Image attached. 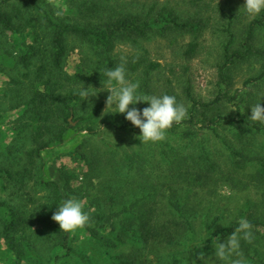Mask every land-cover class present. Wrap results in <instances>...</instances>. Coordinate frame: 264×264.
<instances>
[{
  "label": "rangeland",
  "instance_id": "374dc122",
  "mask_svg": "<svg viewBox=\"0 0 264 264\" xmlns=\"http://www.w3.org/2000/svg\"><path fill=\"white\" fill-rule=\"evenodd\" d=\"M222 3L230 14L239 16L233 31L240 42L245 26L252 19L244 11V0H222ZM0 6L16 12L20 1L0 0ZM178 6L181 7L180 4ZM17 21L21 26L22 21ZM191 39L188 33H178L169 38L151 34L149 38L137 41H119L109 55L113 66L124 59L129 78L138 80L145 94L167 92L186 106L190 105L185 95L188 88L200 102L209 103L220 96L212 110L205 111L214 112V117L221 113L232 118L238 112L243 117L250 116L251 107L259 100L264 107V79L247 82L260 74L264 59L252 57L236 64L228 80L230 85L223 83L220 93L218 70L222 63L224 34L218 29L208 28L197 39L200 46L196 54L185 57L182 51ZM67 41L69 48L64 71L75 76L70 80L71 87L76 91L81 85L102 89L106 61L87 40L70 36ZM255 42L264 46V29L257 30ZM9 49L16 53L0 28V52ZM149 60L167 67L160 71L139 64ZM172 60L175 61L176 75L170 72L168 62ZM21 68L14 61L0 57V164L23 168L26 176L24 182L18 183L6 182V177L0 179V201H7L9 206L27 216L26 225L14 235L22 248L20 264H116L118 260H128L129 257L137 258L136 264H185L184 240L175 244L153 241L146 245L127 241L119 246H113L112 241L108 246L111 240L108 237L109 226L100 230L101 242L92 238L84 228L71 233V252H66L61 240L63 230L52 215L57 205L68 197L81 199L90 216L108 213L110 197H113L116 210L137 199L142 200L141 207L150 205V200L179 199L189 210L187 217L194 228L195 242L206 244L200 252L198 264H221L215 257L213 244L217 237L223 242L227 238L223 235L224 229L245 214L252 225L253 235L250 242L241 241V253L248 264H264V229L248 218L252 212L248 209L249 201L259 203L262 188L247 177L249 172L246 168L235 171L234 165L228 162V150L222 147L214 131L181 123L168 130L165 140L141 143L139 128L125 119L123 113L105 112L109 95L106 89L94 96L80 97L69 116L70 123L56 125L61 132L50 134L56 137L62 133L70 138L56 144L46 155L53 177L60 180L62 186L68 184L69 189L62 187L58 193L34 184V173L25 172L24 166L29 151L34 147L29 131L23 128L26 117L22 112L27 111L24 106L17 105L21 94L19 85L10 81L20 78ZM77 70L80 71L76 75ZM133 106L142 109L148 106V102L130 105ZM110 122L124 125L115 127ZM258 124L264 128V123ZM89 128L96 132L90 133ZM216 129L220 137L232 140L236 137L235 129L225 121L217 124ZM246 134L251 146L262 151L264 135L254 137L249 131ZM52 139L59 142V138ZM17 178L20 176L15 175ZM160 205L163 211L172 209L166 203ZM256 208L261 212L264 210L262 204ZM5 216L0 211V264H16V253L3 232ZM205 234L209 236L204 239Z\"/></svg>",
  "mask_w": 264,
  "mask_h": 264
},
{
  "label": "trees",
  "instance_id": "16d2710c",
  "mask_svg": "<svg viewBox=\"0 0 264 264\" xmlns=\"http://www.w3.org/2000/svg\"><path fill=\"white\" fill-rule=\"evenodd\" d=\"M20 6L16 12L4 10L0 6V28L7 36L16 53L12 49L0 52L9 61L20 65L21 73L18 80H10L19 85L21 89L18 106H24L22 112L26 117V126L34 144L28 153L25 172L34 173V184L42 188H50L53 191H61L62 187H68L60 180L55 179L49 169L46 155L51 152L56 144L66 141L67 136L50 134L61 132L62 123H70L69 116L73 114L74 106L79 101L78 91L71 87L70 80L74 75L64 71L68 55V37L79 36L87 40L95 51L106 61L105 66H113V60L109 55L119 41H137L139 38H149L151 34H158L169 38L178 33H188L192 39L186 44L182 54L192 57L199 49L197 39L208 28L219 30L225 36L221 48V61L218 70L219 91H223V83L230 85L232 68L252 57L264 59V46H258L255 42L256 32L264 29V14L252 18L245 26L240 42L236 39L233 27L239 17L230 14L222 3V0H19ZM178 4L181 5L178 6ZM61 14L58 15L57 12ZM22 23L18 24V20ZM147 69H161L162 63L154 61H140ZM170 72L176 75L175 61L168 62ZM160 70V71H161ZM80 70H77L76 75ZM86 75V73H85ZM86 76H83L85 78ZM264 79V64L262 71L247 82ZM238 91V90H237ZM167 93V92H166ZM185 95L190 103V116L181 123H189L203 129L214 131L222 143V147L229 152L228 162L232 163L235 171L242 168L248 170L249 179L262 188L259 203L249 201L252 212L248 218L255 225L264 229V210H257V206H264V147L260 151L251 146L247 139L246 131L254 137L264 135V128L258 121H253L250 116L243 117L238 112L236 117L217 114L211 111L213 105L220 99L218 96L209 103L200 102L195 98L190 88L185 90ZM221 121L228 123L235 129L233 140L220 137L216 125ZM180 123V124H181ZM115 127L117 122H110ZM180 124H174L173 129ZM90 133H95L94 128H89ZM52 134V135H53ZM50 135V136H49ZM59 138V142L56 139ZM68 138L67 140H69ZM264 146V145H263ZM10 164H0V179L6 177L9 183L12 181L24 182L26 176L22 169L10 168ZM234 171V172H235ZM199 173V172H198ZM15 175L20 176L17 180ZM69 191V190H68ZM69 193V192H68ZM149 201V200H148ZM145 205L147 204V202ZM150 205L141 207L142 200L137 199L131 204H124L120 210L113 207V197H110V209L106 214H93L90 216V225L84 229L92 238L101 242L100 230L109 226L108 246H119L127 241L146 243L158 241L165 244H175L178 240H184L186 254L183 260L185 264H198L200 252L205 248V243L195 242V233L191 220L187 217L189 210L185 208L179 199L169 197L164 202L150 200ZM171 206L167 212L162 210L160 204ZM0 211L6 216L3 223V232L10 240L11 249L16 253V264L22 260V248L20 242L14 238L27 223V216L19 209L8 205L7 201H0ZM165 214L164 216H160ZM245 218V214L243 216ZM238 222H233L224 229L223 235L228 236ZM71 233L64 232L61 237L62 246L66 252H71ZM116 239L118 243H116ZM137 258L118 260L116 264H136ZM143 264V263H142Z\"/></svg>",
  "mask_w": 264,
  "mask_h": 264
},
{
  "label": "clouds",
  "instance_id": "9594fccd",
  "mask_svg": "<svg viewBox=\"0 0 264 264\" xmlns=\"http://www.w3.org/2000/svg\"><path fill=\"white\" fill-rule=\"evenodd\" d=\"M243 8L249 18H255L264 14V0H244ZM57 14L61 13L58 11ZM103 77L102 89L109 92L105 112L123 113L125 119L139 128L141 143H157L165 140L168 130L188 117L190 105L186 106L178 101L175 95L142 92L139 81L129 78L123 58L120 63L106 67L103 70ZM102 89L93 86L85 88L81 85L78 94L81 99H84L96 95ZM143 101L148 102V106L142 109L130 107ZM260 101L251 107L250 118L264 123V107L261 106ZM52 219L58 222L61 230L68 233H75L78 229L90 225V215L85 209L84 202L73 197L65 198L57 205ZM252 235L250 221L241 217L234 230L223 242H220L217 237L213 244L215 257L221 264H248L241 253V241L250 242ZM208 236L205 234L204 239Z\"/></svg>",
  "mask_w": 264,
  "mask_h": 264
}]
</instances>
